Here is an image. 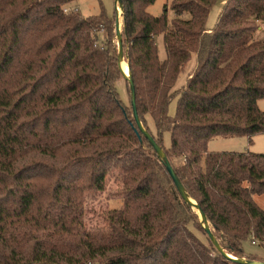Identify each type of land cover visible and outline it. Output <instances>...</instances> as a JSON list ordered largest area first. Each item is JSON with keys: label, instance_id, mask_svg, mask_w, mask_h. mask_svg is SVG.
Instances as JSON below:
<instances>
[{"label": "trees", "instance_id": "trees-1", "mask_svg": "<svg viewBox=\"0 0 264 264\" xmlns=\"http://www.w3.org/2000/svg\"><path fill=\"white\" fill-rule=\"evenodd\" d=\"M74 1L0 0V264H242L218 251L138 130L112 42L116 10L85 17ZM155 1L122 6L138 114L223 250L257 260L243 246L264 244L254 199L264 153L209 151L208 142L264 133V0H227L212 28L217 0H173L172 17L168 5L151 14ZM113 169L123 207L107 212L108 229L87 230L85 194L103 191Z\"/></svg>", "mask_w": 264, "mask_h": 264}, {"label": "rangeland", "instance_id": "rangeland-1", "mask_svg": "<svg viewBox=\"0 0 264 264\" xmlns=\"http://www.w3.org/2000/svg\"><path fill=\"white\" fill-rule=\"evenodd\" d=\"M173 0H156L155 3L148 7V11L153 15H161L164 12L165 5H168L169 16H173L171 10V3ZM227 0H217L212 6L208 19L207 27L212 28L216 25L219 14L224 8ZM72 6V7H71ZM71 8H77L78 13L83 16H91L99 14L104 8L106 14L112 17L115 12V0H75L71 4ZM117 19H119L121 32L123 31L124 11L118 9ZM260 33V32H259ZM258 33V34H259ZM105 33L100 32V42L103 43ZM156 41L159 48V56L161 59L166 57V51L163 44L162 34L156 36ZM112 42L115 47L116 53L119 54L118 39L116 34L112 36ZM124 47V45H123ZM128 49L124 47V62L127 63ZM193 60L190 61L185 70L181 71L178 85L184 83L186 78V71L192 66ZM127 68V67H125ZM120 91L127 104H129V97L126 88V84L123 80L119 82ZM259 107L264 110V98L258 101ZM176 112V100H172L169 107V113L173 116ZM147 123L151 126V129L155 131L154 122L150 116H147ZM164 142L166 145L170 144V131L164 132ZM209 151H251L255 153H264V133H256L251 138L248 136H231V137H214L208 142ZM123 174L118 169H113L109 172L103 191H90L85 194L84 199V227L87 230H103L108 229L107 212L111 209H121L123 207L124 198L122 191L124 188V182L122 180ZM255 201L264 209V193L254 196ZM197 212V210H195ZM198 213V212H197ZM199 216V215H198ZM200 219V218H199ZM195 232L205 240L206 236L200 229H194ZM244 251L247 255L257 257V260L264 261V244L257 242L253 244L251 240H247L244 243Z\"/></svg>", "mask_w": 264, "mask_h": 264}, {"label": "water", "instance_id": "water-1", "mask_svg": "<svg viewBox=\"0 0 264 264\" xmlns=\"http://www.w3.org/2000/svg\"><path fill=\"white\" fill-rule=\"evenodd\" d=\"M122 6H123V0H115L116 12L119 8L122 9V11H123ZM116 28H117V38H118V46H119L118 66H119L121 72L123 73V76L125 77V79L128 80V82L130 84L131 106H132L133 115H134V119H135V122L137 124L138 130L149 141V143L153 147L154 151L157 153L159 159L162 161L163 165L165 166L169 176L171 177L172 181L174 182V185H175L176 189L178 190V192L180 193V196L182 197L184 202H186L189 206H191L193 210H197L203 228L207 232L209 238L214 243V245L216 246L218 251H220L227 258H230V259L237 261L239 263H242V264H264L263 260L248 259V258H244V257L238 258V257H235L231 254H227L223 250V248L221 247L219 241L216 239V237H215V235H214V233L210 227L208 218H207L204 210L201 208V206L198 204V202L195 199L191 198L190 195L187 193L186 188H185L181 178L178 176L176 170L174 169L173 165L171 164V162H170L169 158L167 157V154L163 150L162 146L156 142L153 135L145 128V126L142 123L140 116L138 114V109H137V105H136V87H135L133 77H132L130 70H129L128 62H127L128 73H126L122 68V64L124 62V60H123L124 59V47H123V36H122L121 29H120L119 19H117ZM140 132H139V137H141Z\"/></svg>", "mask_w": 264, "mask_h": 264}, {"label": "bare ground", "instance_id": "bare-ground-1", "mask_svg": "<svg viewBox=\"0 0 264 264\" xmlns=\"http://www.w3.org/2000/svg\"><path fill=\"white\" fill-rule=\"evenodd\" d=\"M125 67H127V68H125ZM122 68H123V70H124L126 73H128V65H127L126 62H123V64H122Z\"/></svg>", "mask_w": 264, "mask_h": 264}]
</instances>
